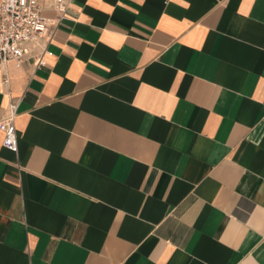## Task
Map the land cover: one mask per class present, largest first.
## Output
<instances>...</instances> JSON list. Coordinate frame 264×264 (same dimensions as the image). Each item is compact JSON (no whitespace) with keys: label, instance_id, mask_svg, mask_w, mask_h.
I'll return each mask as SVG.
<instances>
[{"label":"crops","instance_id":"obj_1","mask_svg":"<svg viewBox=\"0 0 264 264\" xmlns=\"http://www.w3.org/2000/svg\"><path fill=\"white\" fill-rule=\"evenodd\" d=\"M42 61L0 67V264H264V0H68Z\"/></svg>","mask_w":264,"mask_h":264},{"label":"built area","instance_id":"obj_2","mask_svg":"<svg viewBox=\"0 0 264 264\" xmlns=\"http://www.w3.org/2000/svg\"><path fill=\"white\" fill-rule=\"evenodd\" d=\"M67 7L68 0H0V67L8 61L21 63L27 58L32 59L34 68L41 66L44 45L65 16ZM44 10H52L55 16H44ZM1 85L6 88L5 74ZM17 102L18 99L9 97L0 118L2 146L11 151L16 150L14 119Z\"/></svg>","mask_w":264,"mask_h":264}]
</instances>
